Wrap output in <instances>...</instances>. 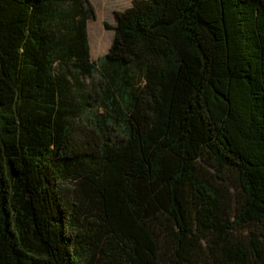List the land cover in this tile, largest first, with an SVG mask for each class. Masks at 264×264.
<instances>
[{
    "label": "trees",
    "instance_id": "obj_1",
    "mask_svg": "<svg viewBox=\"0 0 264 264\" xmlns=\"http://www.w3.org/2000/svg\"><path fill=\"white\" fill-rule=\"evenodd\" d=\"M0 0V264H264V0Z\"/></svg>",
    "mask_w": 264,
    "mask_h": 264
},
{
    "label": "rangeland",
    "instance_id": "obj_2",
    "mask_svg": "<svg viewBox=\"0 0 264 264\" xmlns=\"http://www.w3.org/2000/svg\"><path fill=\"white\" fill-rule=\"evenodd\" d=\"M134 0H89L95 10V19L88 23L91 59L96 61L109 50L114 32L107 28L116 25V13L131 7Z\"/></svg>",
    "mask_w": 264,
    "mask_h": 264
}]
</instances>
